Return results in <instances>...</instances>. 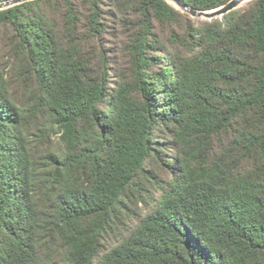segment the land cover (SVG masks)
I'll return each instance as SVG.
<instances>
[{"label": "trees", "instance_id": "obj_1", "mask_svg": "<svg viewBox=\"0 0 264 264\" xmlns=\"http://www.w3.org/2000/svg\"><path fill=\"white\" fill-rule=\"evenodd\" d=\"M0 264H264V0L0 9Z\"/></svg>", "mask_w": 264, "mask_h": 264}, {"label": "water", "instance_id": "obj_2", "mask_svg": "<svg viewBox=\"0 0 264 264\" xmlns=\"http://www.w3.org/2000/svg\"><path fill=\"white\" fill-rule=\"evenodd\" d=\"M28 1V0H7L0 2V9L7 8L9 6ZM168 1V0H167ZM174 1L182 11L190 14L192 17L212 20L215 18H222L225 14L229 13L230 11L238 8L242 3L249 1V0H229L227 3L218 7L216 9L211 10H198L195 9L181 0H172Z\"/></svg>", "mask_w": 264, "mask_h": 264}, {"label": "rangeland", "instance_id": "obj_3", "mask_svg": "<svg viewBox=\"0 0 264 264\" xmlns=\"http://www.w3.org/2000/svg\"><path fill=\"white\" fill-rule=\"evenodd\" d=\"M5 1H7V0H5ZM172 5H174L176 8H178L179 10H181L180 9V7L174 2V1H172V0H168ZM250 1V0H249ZM249 1H246V2H244V3H242L238 8H242V7H245L247 4H248V2ZM4 2V1H3ZM182 11V10H181ZM182 12H184V11H182ZM186 13V12H185ZM190 15V14H189ZM191 16V15H190ZM192 17V16H191ZM194 19H196V20H206V19H202V18H197V17H193ZM52 138H53V140L55 141V142H57V135H55V134H53L52 135Z\"/></svg>", "mask_w": 264, "mask_h": 264}]
</instances>
